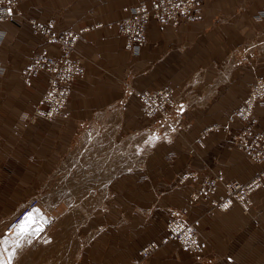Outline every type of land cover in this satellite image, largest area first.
Returning a JSON list of instances; mask_svg holds the SVG:
<instances>
[{
    "label": "crops",
    "instance_id": "1",
    "mask_svg": "<svg viewBox=\"0 0 264 264\" xmlns=\"http://www.w3.org/2000/svg\"><path fill=\"white\" fill-rule=\"evenodd\" d=\"M136 1L20 0V16L0 22L4 31L0 41V204L19 201L20 169L43 170L44 174L38 172L30 180L32 193L38 186L49 185L54 170L69 169L63 157L75 150L73 143L78 145V139L92 135H86V123L95 122L93 135L108 145L104 149L108 161L91 167L99 171L115 165L113 156L109 160L114 148L109 139L114 142L117 135L113 116L117 108L120 132L131 131L135 122L147 125L151 121L141 115L134 94L123 95V81L127 79L138 90L167 86L176 102L186 106L180 128L173 131L168 144L150 146L137 163H124L107 176L98 199L102 205L91 214L92 233L83 245H77L74 264H131L145 243L166 234L169 209L181 206L187 219L198 221L202 260L194 259L171 238L145 264H264V188L251 194L245 211L235 202L219 210L201 197L190 201L193 185L189 179L178 181L181 173L195 171L198 178L212 172L243 182L260 167L232 144L222 128L208 130L199 142L195 138L202 127L226 121L255 77L264 79V16L252 17L264 0H201L198 19L180 20L174 26L149 20L145 45L129 55L121 36L106 22ZM25 17L51 20L56 29L84 28L85 40L76 43L74 53L84 74L69 85L65 114L51 120L20 118L21 112L38 103L44 86L42 75L24 84L20 68L42 47L52 55L58 53L54 43L31 31ZM253 116L254 129L264 131V102L255 103ZM229 126L237 130L240 122L233 119ZM108 127L112 133L105 130ZM219 193L220 185L209 196ZM44 217L45 231L50 217ZM0 264L10 261L0 258Z\"/></svg>",
    "mask_w": 264,
    "mask_h": 264
},
{
    "label": "built area",
    "instance_id": "2",
    "mask_svg": "<svg viewBox=\"0 0 264 264\" xmlns=\"http://www.w3.org/2000/svg\"><path fill=\"white\" fill-rule=\"evenodd\" d=\"M19 1L0 0V22L20 16L17 8ZM121 10V15L106 22V26L121 36L122 46L129 55H136L146 43V24L149 20L174 26L180 20L198 19L202 14V4L201 0H138L123 6ZM262 16H264V2L252 14L253 18ZM25 20L33 33L40 34L46 42L54 43L58 53L52 55L42 47L36 50L20 68L21 80L26 85L38 75L44 76V86L38 103L29 111L21 112L20 118L33 120L34 117L40 116L51 120L57 115L65 114L64 107L69 94V85L74 78L84 74L82 62L74 54L76 43L85 40L82 34L84 28L56 29L51 20L43 22L32 17H25ZM3 32L0 28V41ZM122 86L123 93L135 94L142 113L147 117L155 113L165 116L168 113L166 106L176 104L170 87L135 90L127 81H123ZM257 102H264V79L261 77H255L251 81L240 103L229 112L225 123H215L202 128L195 140L199 142L208 129L222 126L236 147L241 149L253 163L261 166L243 182L224 178L220 173L209 172L198 178L195 171H185L179 176L178 181L189 179L193 185L189 192L190 201L201 197L207 199L211 207L219 210H224L225 205L236 202L245 211L250 203L251 194L264 188V131L253 128L255 118L252 110ZM42 104L44 106H41ZM233 119L242 123L241 128L236 131H231L228 126ZM218 185L222 187V193L210 197L209 195ZM35 203L34 197L25 200L21 207L9 216L3 230L10 232L14 229L19 219L28 214L30 207ZM185 212L184 206L169 209V217L165 223L166 234L157 241L151 240L145 243L138 250V258L134 259V264L144 263L160 244L171 238L193 255L194 259L202 260V243L197 236L198 221L187 219Z\"/></svg>",
    "mask_w": 264,
    "mask_h": 264
},
{
    "label": "rangeland",
    "instance_id": "3",
    "mask_svg": "<svg viewBox=\"0 0 264 264\" xmlns=\"http://www.w3.org/2000/svg\"><path fill=\"white\" fill-rule=\"evenodd\" d=\"M127 82L131 87L130 82ZM132 94L134 93H123L124 96ZM132 96L136 97L135 94ZM185 109L186 106L178 102L175 105H167V115L161 116L160 113H155L148 117L151 121L147 125H140V121H138L133 123L131 131L120 132L118 130L120 128L118 124L120 108L118 107L115 111L116 114H113L116 117L117 135L114 142L109 139L110 146L114 147L110 151L109 160H112L113 156L116 164L109 169L94 171L91 167L93 163L99 164L108 161L109 156L105 152L108 146L107 140L97 138V134L93 135L94 131H91L95 127V122H91L90 125L86 123L88 125L86 126V135L88 133H92V135L78 139L77 141L80 142L78 145L73 143L75 150L63 157L64 162L66 161L70 168L54 170L49 176L51 178L49 185L38 186L32 193L34 187L30 180H33L38 172L41 174L44 172L43 170L20 169L21 196L19 201L0 204V258L9 259L10 264H74L77 245H83L92 233L91 214L93 210L98 209L99 205H102L98 199L103 194V183L107 176L118 172L124 167V163L126 165L137 163L150 146L157 145L158 142L168 144L172 140L170 136L173 131L181 126L182 113ZM140 112L141 115L147 117L142 113L141 107ZM215 123L223 124L225 122H212L211 124ZM241 126L242 123L238 129ZM218 128L225 130L221 126ZM111 129H114V123L111 124ZM111 129L108 127L105 130ZM231 131L236 130L231 129ZM230 141L232 142V140ZM232 144L236 146L233 142ZM30 156L26 155V158L28 159ZM26 164L24 163V165ZM93 173L95 174L93 175ZM32 197L38 199L33 217L27 218L15 232L5 233L3 226L9 216L15 213L25 200ZM2 206L5 209H2ZM45 210L48 211V214L44 212ZM45 215H49L50 218L47 219L49 223H47L44 233L40 236L39 234L33 236L31 227L33 228L37 222L46 221ZM1 246L5 247L1 248ZM12 246L21 247L14 249ZM12 249L14 250L12 251ZM9 254L10 256H7Z\"/></svg>",
    "mask_w": 264,
    "mask_h": 264
},
{
    "label": "bare ground",
    "instance_id": "4",
    "mask_svg": "<svg viewBox=\"0 0 264 264\" xmlns=\"http://www.w3.org/2000/svg\"><path fill=\"white\" fill-rule=\"evenodd\" d=\"M255 105V104H254ZM253 111V110H252ZM255 122V121H254ZM229 124V123H228ZM222 127V126H221ZM209 130V129H208ZM207 130V131H208ZM205 135V134H204ZM238 148V147H237ZM255 164H258V163H255ZM258 165H260V164H258ZM261 166V165H260ZM236 203V202H235ZM37 204H38V199L36 198V203H35V205H33V206H31L30 207V209H29V211H28V214H26V215H24L22 218H20L19 219V221L17 222V224H16V226H15V228L14 229H12L10 232H5V233H8V234H10V233H13V232H15L16 230H18L20 227H21V225H22V223L27 219V218H30V217H33V214H34V210L36 209V207H37ZM239 205V204H238ZM229 206V205H228ZM240 206V205H239ZM241 207V206H240ZM44 227H45V223H44V221H41V222H37L35 225H34V227L32 228L31 227V229H32V232H33V236H36V235H40L43 231H44ZM198 236V235H197ZM200 241V240H199ZM193 256V255H192ZM136 258H138V255L134 258V259H136ZM134 261V260H133ZM145 262H146V260L144 261V264H145ZM133 264H134V262H133Z\"/></svg>",
    "mask_w": 264,
    "mask_h": 264
},
{
    "label": "snow or ice",
    "instance_id": "5",
    "mask_svg": "<svg viewBox=\"0 0 264 264\" xmlns=\"http://www.w3.org/2000/svg\"><path fill=\"white\" fill-rule=\"evenodd\" d=\"M225 207H227V205H225Z\"/></svg>",
    "mask_w": 264,
    "mask_h": 264
}]
</instances>
